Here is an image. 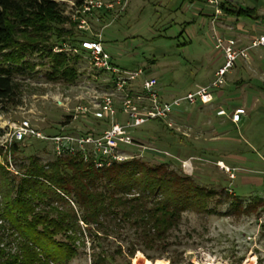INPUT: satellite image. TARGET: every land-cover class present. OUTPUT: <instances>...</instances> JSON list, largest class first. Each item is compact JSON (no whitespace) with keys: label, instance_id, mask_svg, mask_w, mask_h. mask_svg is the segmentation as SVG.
Returning <instances> with one entry per match:
<instances>
[{"label":"rangeland","instance_id":"1","mask_svg":"<svg viewBox=\"0 0 264 264\" xmlns=\"http://www.w3.org/2000/svg\"><path fill=\"white\" fill-rule=\"evenodd\" d=\"M56 1L60 5L58 14L45 17L48 26L53 24L56 31L40 40L34 35L33 24H20L11 18L17 34L16 55L35 67L18 78L20 87L16 99L0 105V264H23L18 249L21 236L11 228L9 204L17 196L18 186L28 178L30 166L37 160L48 170L59 160L79 158L58 156L50 144L33 139L16 144L8 135L23 121L45 134H53L64 121V112L54 105L53 98L74 97L80 91V82L87 80L86 61L78 56L77 60L71 61L76 69L75 78L71 82L64 77L56 78L52 73L53 64L47 57L51 47H60L57 42L67 39L71 33L77 42L72 43L73 40L68 38L69 49L79 48V41L97 40L96 35L101 34L104 49L113 63L121 70H142L146 77L155 78L165 99L182 97L197 86L210 84L215 70L224 63L222 53L210 40V8L202 3L130 0L122 12L97 11L86 16L84 27L88 31H84L79 29L81 21L77 19L76 10L71 9L72 3L78 5L82 0ZM229 2L239 8L254 9L258 18L264 19V0ZM61 18L66 23H62ZM241 21L246 23L244 31H238L237 22L232 21L234 26L222 22L217 30L223 36L235 37L248 44L253 39L254 23L247 18ZM40 24L42 20L37 26ZM65 54L76 56L72 52ZM256 55L262 58H257L254 65L246 66L245 62L238 61L228 74L230 86L223 88L219 95L221 93L223 99L227 96L224 92L231 93L230 98L248 94V109L256 98L259 99L250 112L248 126L239 132L230 130L229 136L264 147V52ZM141 82V79L135 81L133 93H139ZM99 90H110V84H102ZM228 105L238 107L242 102L230 101ZM215 109L199 114L195 127L190 126L189 121L182 128L176 123L173 128L159 122L146 124L132 133L136 144L123 148L124 154L129 156L127 162H138L148 168L166 165L170 171L193 178L206 197L204 204L181 213L177 224L163 241L157 243V248L141 251V246L137 247L141 250L130 258L127 255L129 248L138 243L135 227L123 223V231L116 232L111 227L108 230L113 233L105 235L96 225H85L81 220L83 213L74 201L75 190L68 187L67 191L56 190L59 197L54 200L51 210L42 205L36 208L38 213L47 211L51 220L58 214L68 219L67 215L73 212L78 218L77 223L71 222L75 227L54 237V241L64 246L67 253L71 252L72 257L59 256L56 262L48 264H93L98 257L107 258L100 264H144L145 260L151 263L165 260L167 264H264V202L259 201L264 197V190L244 184L238 177L239 174H251L249 169L231 165L229 168L236 171L234 180L222 169L219 161L235 153L236 149L224 146L213 152L206 150L212 136L208 117ZM14 146H17L16 151ZM244 148L248 150L245 145L241 147ZM185 161H191L192 169L186 167ZM98 186L99 191L110 187L106 181L99 182ZM136 192L135 189L132 194L136 196ZM161 198L158 196L152 201ZM29 206L32 212L33 200ZM146 206L155 207L154 203ZM27 220L33 224V216ZM36 228L43 231L42 226ZM39 257L43 259L41 254Z\"/></svg>","mask_w":264,"mask_h":264},{"label":"trees","instance_id":"2","mask_svg":"<svg viewBox=\"0 0 264 264\" xmlns=\"http://www.w3.org/2000/svg\"><path fill=\"white\" fill-rule=\"evenodd\" d=\"M183 1L203 3V0ZM59 8L60 5L54 0H0V105L16 99L20 87L18 78L29 68L35 67L16 55L17 34L11 18L20 24H33L34 35L40 40L44 35L56 31L53 24L48 26L45 17L47 14L57 15ZM221 8L230 16L252 21L258 19L254 9L239 8L230 2L222 4ZM41 20L42 24L37 26ZM61 22L66 23V20L61 18ZM68 38L73 40L72 43L77 42L74 33ZM67 39L57 43L62 46L69 42ZM47 57L53 64L52 73L56 78L64 77L68 82L75 78L76 69L71 61L77 60V56L54 54L51 47ZM13 149L16 151L17 146ZM101 181H106L110 187L99 191L98 184ZM68 187L75 190L74 201L83 213L81 220L85 225H96L105 235H110L112 231L108 228L111 227L116 232L123 231V223L135 227L138 243L129 248L127 255L130 258L141 250L137 247L141 246V251L157 248V243L163 241L177 224L181 213L204 204L206 199L193 178L170 171L166 165L148 168L138 162H125L97 170L80 158H69L59 160L46 170L36 160L30 166L28 178L18 186L17 196L9 204L11 228L21 236L22 242L18 249L23 264H48L56 262L59 256L64 259L72 257L71 252L67 253L64 246L54 241V237L75 227L71 222L77 223L76 213L68 214L69 220L61 214L51 220L47 211L36 212V208L41 205L51 210L54 200L59 197L56 190L67 191ZM135 189L136 196L132 194ZM129 195L133 198H127ZM158 196L162 197L161 200L152 201ZM31 200L32 212L29 206ZM259 201L263 203L262 199ZM147 203H154V209L148 208ZM29 216H33V224L27 220ZM39 226L43 227V231L36 228ZM40 254L44 260L39 257ZM97 259L93 264L103 263L107 258Z\"/></svg>","mask_w":264,"mask_h":264},{"label":"built area","instance_id":"3","mask_svg":"<svg viewBox=\"0 0 264 264\" xmlns=\"http://www.w3.org/2000/svg\"><path fill=\"white\" fill-rule=\"evenodd\" d=\"M56 1V0H54ZM130 0H82L72 3L80 20L79 29L88 31L84 26L88 15L97 11H124ZM229 0H203L210 8L208 16L211 23L210 40L216 50L222 53L223 65L216 71L212 82L199 86L182 97L165 99L155 78L146 77L142 70L129 72L119 69L112 57L104 49L101 34L97 40L79 41V48L69 49L68 44L53 48L54 54L73 53L86 61V82H80V91L74 97L53 98V103L64 112L62 125L53 134H45L28 121H23L9 132L11 141L22 144L28 139L50 144L58 156H78L84 163L91 164L97 170L110 168L128 161L123 148L135 145L132 136L134 130L151 122H159L167 128L174 127V115L183 106H207L215 102L216 95L227 85L228 74L237 66L238 61L251 62V54L264 49V19L253 21V39L245 44L235 37L223 36L217 30L220 23L233 24L222 4ZM56 3H58L56 1ZM73 18H76L75 16ZM141 79V90L134 92V83ZM108 82V83H107ZM87 86H84V84ZM89 83V85H88ZM110 84V90L100 91L99 87ZM246 115V110H218L216 116L228 117L237 125ZM231 180L235 179V170L222 166ZM259 173V172H258ZM263 176L264 171L260 173ZM264 202V197H263Z\"/></svg>","mask_w":264,"mask_h":264},{"label":"crops","instance_id":"4","mask_svg":"<svg viewBox=\"0 0 264 264\" xmlns=\"http://www.w3.org/2000/svg\"><path fill=\"white\" fill-rule=\"evenodd\" d=\"M193 5H196V4H193ZM229 17H230L229 19L230 21L237 22L236 27L238 28V31H244L243 25H245L246 23L245 22L243 23L241 21V19L243 18L234 17L230 15ZM232 25L233 24H230V26ZM262 52H264V49H258V50L253 51L252 54L254 56V53H255V56L253 57L251 54V58H252L251 62L248 65L247 63H245V65L246 66L254 65V61L257 58H262V56L256 57L257 56L256 54L262 53ZM217 70H215L214 74L216 73ZM227 81L228 82L226 86L229 87L230 86L229 83L231 82V80L229 81L228 79ZM223 94H227V96L221 99L222 97L221 93L220 95L218 93L216 95L215 102L211 105H207V106L185 105L183 106L174 115L175 123L182 128V126L187 124V122L189 121L188 122L189 125L192 127H195L197 126V123H198L197 116L199 114H205L207 113V111L209 112L211 109L216 108L214 111V114L208 117V122L210 124L209 127L212 129L211 132L209 133L212 134V136L209 138V143L206 144L207 145L206 150L209 152H213V151H217L219 147H224V146H228L232 149H236L235 153L229 154L226 158H223V161H219L220 164L228 168L231 167V165L237 164L238 166L243 167V169H249L248 171H250L251 174H244V175L239 174L238 177H241L244 184L252 186L253 188H257L256 186H258L259 188H263L264 190L263 176L260 174L261 172L264 171V147H260L258 143L252 144V143L247 142V140L242 141L240 138L229 136L230 130L239 132L240 130L242 131L248 126V123L250 120V112L259 102V99L256 98L254 100V104L252 105V107L248 109V105H249L247 101L248 94H245L243 96H239L236 98L234 97L230 98L232 95L231 93L224 92ZM235 100L241 101L242 105H239L238 107H233L232 105H228L230 101L234 102ZM227 108H230L231 111H234L238 108H243L246 110V115L241 118L240 123L237 125L233 124L228 117L216 116V112L218 110H221V109L227 110ZM192 115H195L196 117L194 118L196 119H194ZM243 145H245V147H247L248 150H246L245 148L244 150L241 149ZM255 147H258V150H256ZM184 164L189 169H192L191 161H187V162L185 161Z\"/></svg>","mask_w":264,"mask_h":264},{"label":"bare ground","instance_id":"5","mask_svg":"<svg viewBox=\"0 0 264 264\" xmlns=\"http://www.w3.org/2000/svg\"><path fill=\"white\" fill-rule=\"evenodd\" d=\"M144 264H167V261H165V260H157L154 263H151L149 260H145Z\"/></svg>","mask_w":264,"mask_h":264}]
</instances>
